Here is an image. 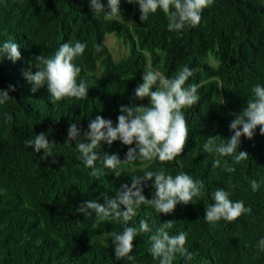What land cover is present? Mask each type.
I'll return each instance as SVG.
<instances>
[{"label": "trees", "instance_id": "16d2710c", "mask_svg": "<svg viewBox=\"0 0 264 264\" xmlns=\"http://www.w3.org/2000/svg\"><path fill=\"white\" fill-rule=\"evenodd\" d=\"M100 3L107 13V0ZM120 12L123 21L94 14L89 0H0V47L13 41L21 53L14 63L6 57L0 61V89H15L9 92L12 101L0 105V264H159L150 252V235L169 220L176 222L169 234L186 232L185 247L193 254L192 260L178 255L173 264H264V251L258 247L264 239V135L257 127L252 139L240 138L238 152H246L249 159L239 163L203 148L209 136L227 140L233 135L231 121L252 97V88L264 86V0H214L201 23L181 34L168 30L160 10L141 22L139 6L121 0ZM108 34L127 47L119 60L105 45ZM65 42L87 45L76 60L79 79L89 86L86 100L52 102L46 86L33 90L25 78L30 68L34 74L39 66L37 57L54 56ZM184 66L193 70L187 83L198 85L200 100L184 110L189 138L182 156L166 163L137 159L116 171L97 161L102 174L91 176L76 142L65 143L70 124H77L86 142L83 135L97 115L115 127L121 106H149L148 98L134 99L145 71L159 70L171 78ZM5 113L11 122L5 121ZM41 133L57 144L55 163L26 146ZM134 146L102 142L100 151L118 154L123 161ZM216 159L221 160L218 168L213 167ZM161 168L172 176L184 172L203 181L206 194L188 205L178 204L172 215L142 205L128 226L138 227L145 219L152 233L134 239L133 261L117 259L109 233L122 232V222L102 220L94 210L86 216L77 208L93 199L104 203V196H114L120 184L130 186L133 176ZM252 180L260 185L255 192ZM216 189L243 201L251 213L210 225L204 214L214 203ZM154 192L149 181L143 195L152 199Z\"/></svg>", "mask_w": 264, "mask_h": 264}, {"label": "clouds", "instance_id": "9594fccd", "mask_svg": "<svg viewBox=\"0 0 264 264\" xmlns=\"http://www.w3.org/2000/svg\"><path fill=\"white\" fill-rule=\"evenodd\" d=\"M129 4L139 6L141 22L149 19L158 10L162 11L168 19V30L181 34L186 27L195 28L202 20V13L209 8L214 0H126ZM90 8L94 14L104 13L109 20H122L120 12L121 0H107L109 11L106 13L100 0H89ZM87 45L81 42L63 43L52 57L42 54L36 58L39 66L34 74L31 68L26 72L25 78L36 88L46 86L52 102L64 99L86 100L89 86L86 81L79 79L81 68L76 60L83 56ZM100 46H95V51L100 52ZM13 63L21 59L19 45L13 41L3 43L0 47V61L4 58ZM193 70L188 66L182 67L174 77H167L159 70L149 69L142 75V83L134 89V99L150 100L149 106L129 104L121 106L120 115L117 117L116 126L112 121L97 115L88 125L87 132L81 140V129L76 123L70 124L65 143L75 141V148L80 153L85 167L92 169L89 173L99 178L101 170L96 167V162L101 161L106 169L116 171L122 163H133L137 159L144 162L158 160L161 163L173 162L182 156L189 138L188 122L184 110L197 105L200 96L198 85L188 84L193 76ZM10 86L8 90L0 89V105L12 101L9 95L14 91ZM252 97L246 101L242 111L234 117L229 128L233 135L225 140L219 136H209L204 145V151L215 153L219 157H232L235 163L249 159L248 154L238 152L240 138L243 136L252 139L255 129L259 127L260 134L264 135V86L259 84L252 88ZM223 103V101H220ZM5 121L11 122L12 116L4 114ZM128 147L123 161L118 154L101 153V143L111 146L114 141ZM219 141V142H217ZM57 144L49 141L45 133L34 136L26 141L27 147H33L36 153H43L41 159L53 158V148ZM221 166V160L216 159L213 167ZM226 171L234 172V167H226ZM152 182L155 190L152 199L143 195L144 186ZM256 180L251 181L253 192L259 189ZM206 194L205 185L201 180H194L187 173L180 172L172 176L163 168L152 171L146 170L143 175L133 176L128 183L120 184L115 195L104 196V203L97 200H88L78 206L77 212L92 215L89 210H94L95 215L102 220H117L124 225L122 232H111V243L114 245V256L117 259L133 261V241L141 233H152V228L145 219L139 221L138 227L128 226L129 222L138 215L141 206H147L160 215H172L178 204L188 205L193 198H202ZM230 194L224 189H216L212 198L214 203L205 209L204 219L213 227L221 220L233 222L242 215L250 214L251 209L245 207L244 202L233 201ZM175 221H165L150 235V252L159 264H173L179 255L185 260H192L193 254L185 247L187 233L179 232L170 235ZM264 251V239L258 243Z\"/></svg>", "mask_w": 264, "mask_h": 264}, {"label": "rangeland", "instance_id": "374dc122", "mask_svg": "<svg viewBox=\"0 0 264 264\" xmlns=\"http://www.w3.org/2000/svg\"><path fill=\"white\" fill-rule=\"evenodd\" d=\"M104 42L112 53L114 60H119L127 54V47L123 45L113 34L106 35Z\"/></svg>", "mask_w": 264, "mask_h": 264}]
</instances>
